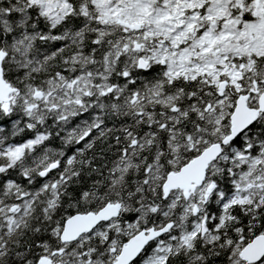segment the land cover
Instances as JSON below:
<instances>
[{
  "label": "snow or ice",
  "instance_id": "obj_1",
  "mask_svg": "<svg viewBox=\"0 0 264 264\" xmlns=\"http://www.w3.org/2000/svg\"><path fill=\"white\" fill-rule=\"evenodd\" d=\"M0 264H264V0H0Z\"/></svg>",
  "mask_w": 264,
  "mask_h": 264
}]
</instances>
